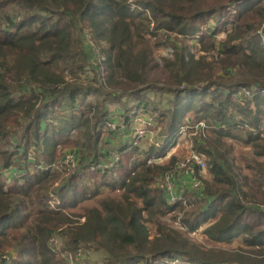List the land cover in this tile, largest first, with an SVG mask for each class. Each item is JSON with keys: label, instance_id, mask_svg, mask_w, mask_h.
<instances>
[{"label": "trees", "instance_id": "16d2710c", "mask_svg": "<svg viewBox=\"0 0 264 264\" xmlns=\"http://www.w3.org/2000/svg\"><path fill=\"white\" fill-rule=\"evenodd\" d=\"M214 14L219 26L200 34L199 58L173 41V58L163 65L167 81L150 74L157 63L148 34L191 40ZM263 21L264 0H0V257L11 255L12 264H70L49 245L55 236L63 250L104 252L99 264H158L162 256L184 254L194 264H264V210L258 205L264 202V49L255 34ZM83 31L106 46L105 79L114 87L126 84L125 94L94 86L96 70H88L92 76L81 72L90 61ZM219 32L225 35L218 40ZM213 50L221 54L217 62L204 56ZM72 74L78 77L68 80ZM241 87L251 95H238ZM90 107L98 111L92 130ZM112 108L153 114L161 122L162 146L122 141L111 167L90 170L109 160L100 143L116 135L99 132L96 123ZM198 120L209 132H187L195 130L191 140L207 156L210 180L182 194L195 196L190 207L169 204L157 179L177 156L150 163L148 156L162 155L182 126ZM223 137L262 157L253 160L252 178L229 163L233 145ZM58 146L61 153L72 146L84 173L56 168ZM39 154L47 169L33 167ZM95 195L81 212L70 210ZM195 229L210 242L239 237L241 244L205 247L191 240Z\"/></svg>", "mask_w": 264, "mask_h": 264}, {"label": "rangeland", "instance_id": "374dc122", "mask_svg": "<svg viewBox=\"0 0 264 264\" xmlns=\"http://www.w3.org/2000/svg\"><path fill=\"white\" fill-rule=\"evenodd\" d=\"M218 21L219 20H218V16L217 15H215V14L211 15V17L208 18V20L206 22H204L203 24L200 25L199 31L197 32L196 36H192L191 40H189V38H187V39L186 38H182L181 35H177V34H170L169 35V34H166V33H163V32H158V33H161V34H159L157 36H155V35L151 36L150 34H148V36H147L148 40H149V42H150V44L152 45V48H153V51H152L153 60L157 63V66L153 67L150 70V74L153 77L159 78L162 82L164 80H165L164 82L167 81V75H166L167 74V70L163 67V65L165 63V58H173L172 47H171V43L173 41L176 42L178 47L179 46L184 47V45H188L189 46V50H190L189 52L193 53L194 57L199 58V56H200V51H199L200 45H199L198 40H199L200 34L208 31L209 29H216L219 26V22ZM217 23H218V25H217ZM209 24L211 26H214V28H210ZM255 34H256V31H255ZM224 35H225V33L219 32L218 35H217L218 40L223 38ZM82 36L84 37L83 38V45L88 48V51H89V54H90V57H89L90 61H88V63L84 66V68H83V70L81 72L84 73V74H88V75L92 76V73H90V72L85 73L87 68L90 69V70L94 69V70L97 71V69L95 68L93 62H102L101 63V67L103 68V70H104V72L106 74V79H107V73H106L107 69L105 67V64L103 63L104 62V53L102 51V48L106 47V46H103L104 44H102V46H101L98 43H96L95 40L93 39L92 35L89 32H87V31H83V35ZM220 55L221 54L218 52V50H213V51H211V53H204V56H205L206 60H214L215 62H217L218 57ZM76 71L77 70L75 68L72 69L73 73H75ZM68 73H69L68 70H66L65 74H68ZM229 75H230V73L226 75L227 76V77H225L226 81H231L232 77L229 76ZM76 77H78V76L72 74V77L68 78V80H72V79H74ZM79 78L85 81V79H83V74H81V77H79ZM258 78H260V77H258ZM92 84L94 85V83H92ZM94 86H96V85H94ZM109 86L111 88L117 89L118 93H113V92H116L114 89H111V90L108 91V90H103V88H101L100 86H97V87L101 88L103 91H105L107 93H110V94H125L127 92L126 84H124L122 86L118 85V86H115V87L111 86V85H109ZM182 86L183 85H180V86H178V88H183ZM125 98H126V95H125ZM189 114H191V113H189ZM45 120L49 121V117L45 118ZM88 121H89L90 129L92 130L93 124H94V120L88 118ZM52 123H54V122H52ZM158 126H159V132H160L161 128H162L161 127V122L160 123L158 122ZM261 126L263 127L264 123H261ZM99 128H96V130H98L101 133H105V134L110 133L109 130H105L104 128L103 129H99ZM209 130L210 129H207V131L204 132L203 135L204 134L206 135L209 132ZM69 132H70L69 135L71 137L76 136L75 134L77 132V129H74L73 131L68 130V133ZM232 132L236 133V134H239V132L235 128L232 129ZM191 134L192 133L188 134V132H186V133L179 132V134H177V136L175 137L173 143L171 142V145H169L170 147L168 148L169 149L168 151L172 150V154L177 156V161H179L180 159L184 158L185 155L187 153H189L191 149H194V150L196 149L193 146V143H192V140H191V137H192ZM222 140L225 141V143H227L229 145H231V144L233 145V148L231 150V154L228 155V157H227L229 163L232 164V166L235 165V166L238 167V171L237 172H240L241 174H245L249 178H252L253 177V169L251 168V166L254 164L253 160L254 159L261 160L262 157L261 156H257L256 157L252 153V151L250 150L248 145H244L243 142H241V141H239V140H237L235 138H225V137H223ZM148 145H149V142H144V144H143L144 147H146V146L149 147ZM41 146L40 147L42 149H44L43 145H41ZM106 146H107V142L104 141V140L101 141L100 147L102 149L103 148L105 149ZM70 148L72 150V146ZM45 151H46V146H45ZM62 151H63V148H60V146H58L56 148L57 154H56L55 165H56V168H58V169L63 168V167H61L59 165ZM205 158L207 159L206 155H205ZM30 159H34V157L31 156ZM35 160H36L37 163L34 164V166H33L34 168H36V166L39 165V164H41V166L45 165V162H43L42 156L40 154H39V156H35ZM77 163H78V167L76 166ZM68 164L71 165V163H68ZM97 164L103 165L102 163H97ZM97 164H93L92 166H94V168H95V167H97L96 166ZM89 168H90V170L94 169V168H91V166H89ZM100 168H102V166ZM43 170H45V169H43ZM67 170H71L72 174H76V173L82 174V173H84L83 168L79 167V162H75L74 165L72 167H70L69 169H67ZM168 171L169 170H166L165 172H168ZM58 172H60V171H58ZM206 173H207V167H206V170H205L203 178H207V180L209 182L210 177L207 176ZM7 174H4V176L7 175ZM163 174L160 177H158V179H157V185H159V186H161L159 184V179L163 176ZM5 183H6L5 186H7L8 185V181H5ZM203 184H204V180H203ZM161 187L163 188V186H161ZM244 188H245V191L249 190L248 186H245ZM163 190H164V188H163ZM101 192H104V191H101ZM96 201H97V195L88 196V197L82 198L74 207H70V210L71 211H79V212H81L83 210V206L94 204ZM252 201H254V200H252ZM258 203L259 204H264V202H259V201H258ZM259 208H261V207H259ZM261 209L264 210V208H261ZM163 218L166 221H169V219H171L170 217H168L166 215H164ZM177 220H179V219L177 218ZM175 223H176V221H175ZM148 227H149V229H152V225L150 223L148 224ZM189 234L192 237L191 240H193L195 242H198V243H202L205 247H208L209 245H217V246L225 248V249H232L235 246L241 244V241L238 239L239 237H237L236 239H234V240H232L230 242L216 243V242L207 241L205 236H204V234L201 232L200 229H195L193 232H191ZM59 240L61 242V245L64 246L63 241L66 240L65 237H61L60 236ZM8 250H9V248L5 249V251L3 250V252H6ZM66 250L69 253L74 254V250L75 249L74 250L66 249ZM0 253H2V252H0ZM85 255H86V258L88 259V261L91 264H92V260H93L94 263L96 262L97 264H99L101 262V260H102V256L104 255V252H101L99 250L98 251H91L90 249H87V250L85 249ZM89 256H90L91 259H89ZM184 256L185 257H182V256L179 257L181 259V264H194L193 259L191 257L186 256L185 254H184ZM72 257H74V256H72ZM175 257H177V256H175ZM175 257L168 256V255L162 256L160 258H157V263L158 264H170L168 262L173 260ZM66 260L69 262V258H67Z\"/></svg>", "mask_w": 264, "mask_h": 264}, {"label": "built area", "instance_id": "2783aa9c", "mask_svg": "<svg viewBox=\"0 0 264 264\" xmlns=\"http://www.w3.org/2000/svg\"><path fill=\"white\" fill-rule=\"evenodd\" d=\"M234 11V10H233ZM210 28H214V26H211L209 24ZM256 37L259 40V43L264 49V21L262 22L261 26L256 30ZM102 62H93L95 68L97 69L98 77L97 80L94 83L96 86H100L103 88V90H111L114 88H111L106 79H105V72L103 68L101 67ZM89 69L85 71V73H88ZM91 73V72H90ZM118 93L117 89H114ZM237 94H241L244 96H250L251 92L249 89L245 87H241ZM114 108H112L113 110ZM68 109H64L61 112H66ZM111 110V111H112ZM110 111V112H111ZM98 115L97 109L95 107L89 108V118L94 120V123L96 121ZM117 116V117H115ZM97 127H103L105 129H108L110 132L114 133L115 135H122L124 134V138L126 142H129L131 145H139L142 140H146V142H149V144L158 145L159 138V126L158 122L155 119V116L146 110H143L142 108H138L133 113L129 114H119V115H111L110 113L105 118L103 117L100 121L96 123ZM195 129L200 130L203 134L204 132L209 129V126L203 121L198 120L193 125H184L182 126L176 133L175 136L172 138V143L179 134V132L186 133L187 129ZM194 130V132H195ZM194 132H188L194 133ZM171 145V144H170ZM164 155H155L151 154L148 156L147 162H159L162 160ZM76 162L74 151L69 150L64 153H62L59 165L61 167H64L65 170L69 169L74 165ZM68 163H71L69 165ZM114 164V163H113ZM112 162L110 163H103V165L97 164V167L102 168H109L112 165ZM47 165L43 166V168L47 169ZM207 164L205 160V156L198 152L197 150L191 149L189 153L185 155L184 158L177 161L172 168L169 169L168 172H165L163 176L159 179V184L163 186L164 192L166 194L167 200L169 204H174L178 201H180L185 207H190L192 205V200L195 196L193 195L189 198L178 195L175 193L173 188L172 180L174 177V172L178 169H183L186 172L193 173V179L191 182V187L197 191L201 189L203 186V174L205 173ZM91 168H94V166H91ZM259 207L264 208V204H258ZM49 245L52 247V249L59 254L60 256H64L69 258L70 264H90L88 259L85 257V253L83 248L77 247L74 250V254L69 253L67 250L61 249L59 242L55 236H50L49 238ZM74 256V257H72ZM0 264H12V256L8 254H2L0 257ZM170 264H181V259L179 257H175L173 260L169 261Z\"/></svg>", "mask_w": 264, "mask_h": 264}, {"label": "crops", "instance_id": "0c3cea01", "mask_svg": "<svg viewBox=\"0 0 264 264\" xmlns=\"http://www.w3.org/2000/svg\"><path fill=\"white\" fill-rule=\"evenodd\" d=\"M121 112L122 111H121L120 108H114L110 112V114L111 115H114V114L119 115V114H122ZM115 117H117V116H115ZM107 140H108V143H107L108 149H104L103 151H105L107 154L110 153V157H109V160L102 161V162H104V163L112 162V164H113V163H115L117 161V158H118L117 148L121 145L122 141L124 143H126V141H125V138H124V134H122V135L118 134L116 136H108ZM144 142H146V140H142L140 142V144L143 145ZM158 145L162 146V143H159ZM158 145H156V146H158ZM169 147L170 146L168 145L167 148H166V151L162 154V155H164L162 160H160L159 162H165L169 158V156L172 154V150L168 151ZM74 154H75L76 162H78L79 160H78V155H77L76 151H74ZM206 175H207V173H206ZM202 176L204 177V174ZM192 179H193V173L186 172L183 169L176 170L174 172L173 179H171L172 183H173V188H174L175 193L178 194V195H182L186 191H188V189L191 186ZM85 257H86V255H85ZM89 259H91L90 256H89ZM92 264H97V263L96 262L94 263L93 260H92Z\"/></svg>", "mask_w": 264, "mask_h": 264}]
</instances>
